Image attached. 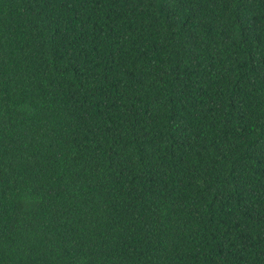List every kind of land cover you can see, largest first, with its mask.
<instances>
[{
    "label": "trees",
    "instance_id": "16d2710c",
    "mask_svg": "<svg viewBox=\"0 0 264 264\" xmlns=\"http://www.w3.org/2000/svg\"><path fill=\"white\" fill-rule=\"evenodd\" d=\"M0 264H264V0H0Z\"/></svg>",
    "mask_w": 264,
    "mask_h": 264
}]
</instances>
